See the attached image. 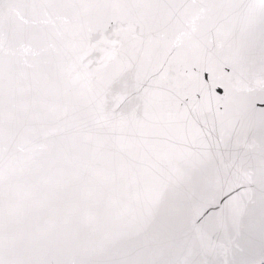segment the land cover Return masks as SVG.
Instances as JSON below:
<instances>
[{
    "label": "snow or ice",
    "instance_id": "snow-or-ice-1",
    "mask_svg": "<svg viewBox=\"0 0 264 264\" xmlns=\"http://www.w3.org/2000/svg\"><path fill=\"white\" fill-rule=\"evenodd\" d=\"M0 264H264V0H0Z\"/></svg>",
    "mask_w": 264,
    "mask_h": 264
}]
</instances>
